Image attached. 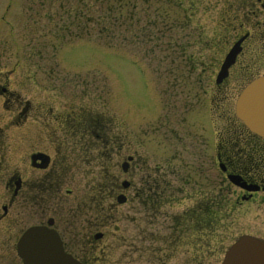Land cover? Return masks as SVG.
I'll return each instance as SVG.
<instances>
[{"label": "flooded vegetation", "instance_id": "obj_1", "mask_svg": "<svg viewBox=\"0 0 264 264\" xmlns=\"http://www.w3.org/2000/svg\"><path fill=\"white\" fill-rule=\"evenodd\" d=\"M17 1L2 0L0 5V264H26L18 243L32 228H40V234L28 236L30 253L53 243L80 264H101L104 258L120 264L131 258L140 264H161L177 248L192 253L189 264H220L228 245L240 235L264 239V138L251 132L234 113L239 91L264 74V0L191 2L190 7L203 3L205 14H216L208 43L204 38V44H212L215 56L199 69L190 17L177 22L178 26L176 21L167 26L179 29L168 33L171 59L185 62L190 74L198 71L201 78L195 83L201 88L202 103L211 97L216 119L227 125L213 143L214 178L209 175L207 157L205 163L197 158L200 164L193 167L172 152L161 155L160 138L155 140L153 155L148 154L145 136L137 134L133 146L122 130L114 131L106 114L97 113L93 104H80L85 95L77 85L65 84L59 69L63 59L57 55L59 59L48 63L50 59L39 50V46L49 48V40L56 39L58 44L64 27L34 33L40 39L35 42L38 48L27 41L20 53L17 29H24L20 34L25 36L28 31L23 26H39L40 16L48 23L52 8L43 4V15L27 6L26 20L19 24ZM56 15L62 21L63 15ZM202 31L206 36V28ZM232 49L233 61L216 82ZM196 50L202 54L209 48ZM220 111L228 116L227 121ZM201 150L197 157L202 158ZM150 157L154 164L147 170ZM228 175L236 180H229ZM136 200L142 204L134 225L137 234L127 236L135 244L126 245L121 239L119 252L114 230L116 216L124 214L119 206ZM259 204L263 206L257 214L260 221L230 233L225 222ZM182 205L181 211L173 212Z\"/></svg>", "mask_w": 264, "mask_h": 264}, {"label": "rangeland", "instance_id": "obj_2", "mask_svg": "<svg viewBox=\"0 0 264 264\" xmlns=\"http://www.w3.org/2000/svg\"><path fill=\"white\" fill-rule=\"evenodd\" d=\"M194 1L61 0L60 3V0H18L15 11L19 24L26 20L24 8L27 6H33L32 9L40 11V14H43V4L52 9L47 14L51 18V21L48 18V23L46 17L40 16L39 26H23L28 31L25 36L20 34L24 29H17V50L24 52L27 41L37 49L35 42L40 39L34 33L40 34L47 29L56 32L57 26L62 29L64 27L63 38L58 44L56 39L55 42L49 40V48L39 46V50L45 58L50 59L48 63L54 59H63L59 62V69L64 75L65 84L77 85L81 89L80 94L85 95L80 104H93L97 113L106 114L114 131L122 130L132 140L133 146H136L137 134L142 138L145 136L144 148L148 154H152L155 140L160 138L162 150L165 151L161 155L172 152L193 167L200 164L197 158L205 163L207 157L209 175L214 178L217 172L212 162L213 143L216 134L222 132L227 125L216 119V106L215 101H211V93L210 99L205 104L202 103L201 88L195 83L201 78L196 74L198 71L190 74L186 70L185 62L171 59V38H168L170 30L171 33L179 32L173 26L171 29L167 28L168 25H173L176 21L178 26L177 22L183 21L184 17H190L193 52L200 53L196 49L205 45L209 48L208 51H203L207 58L203 53L194 55L195 59L201 60H196V67L199 69L207 65L210 57L215 56L212 44H204V38L208 43L214 31L212 21L216 14H205L203 3L190 7L191 2L196 3ZM1 3L2 0L0 5ZM236 12L241 14L239 10ZM56 13L63 15L62 21L57 18ZM201 26L206 28V36L202 31L205 28H200ZM180 31L183 32L184 29ZM56 45L58 49L55 48ZM43 61L41 59L40 63ZM202 108L205 120L201 118ZM222 117L225 121L228 120L225 113H222ZM198 123L202 125L201 129ZM200 150L202 158L197 157ZM205 150L207 154L204 155ZM153 164V159L148 158L146 169L152 168ZM147 170L146 173L152 176L153 173H148ZM208 187L211 188L209 184ZM183 207L184 205L177 206L173 208V212L181 211ZM262 208L259 204L245 209L244 216L226 221L228 228L231 227L230 233L235 234L244 225L248 228L249 225L258 223L260 219L257 214L261 213ZM119 210L124 214L119 218L116 216L114 230L119 236L117 243L120 246L117 251L121 252V239L126 245L135 244L127 236L137 234L134 225L137 222L136 216L142 211V204L139 200L129 201L119 206ZM235 215L242 214L235 212ZM222 232L223 230L219 231ZM170 255L161 264H189L192 253L177 248ZM105 260L107 259L104 258L101 264H120ZM123 263L140 264L136 258H131L129 262L124 259Z\"/></svg>", "mask_w": 264, "mask_h": 264}, {"label": "water", "instance_id": "obj_3", "mask_svg": "<svg viewBox=\"0 0 264 264\" xmlns=\"http://www.w3.org/2000/svg\"><path fill=\"white\" fill-rule=\"evenodd\" d=\"M224 75L221 69L218 79ZM236 114L253 132L264 137V75L248 83L236 100ZM40 229L27 232L39 234ZM26 233L21 237L20 253L28 264H79L61 249L42 251L37 260L25 248ZM221 264H264V241L249 235L240 236L224 254Z\"/></svg>", "mask_w": 264, "mask_h": 264}]
</instances>
